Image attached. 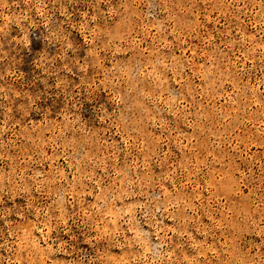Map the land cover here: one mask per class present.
I'll return each mask as SVG.
<instances>
[{
	"label": "rangeland",
	"instance_id": "rangeland-1",
	"mask_svg": "<svg viewBox=\"0 0 264 264\" xmlns=\"http://www.w3.org/2000/svg\"><path fill=\"white\" fill-rule=\"evenodd\" d=\"M0 264H264V0H0Z\"/></svg>",
	"mask_w": 264,
	"mask_h": 264
}]
</instances>
